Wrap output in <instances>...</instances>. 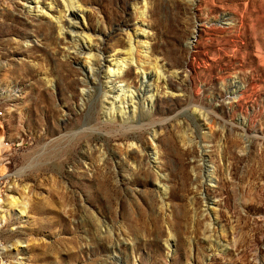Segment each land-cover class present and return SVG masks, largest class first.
I'll return each mask as SVG.
<instances>
[{
  "label": "rangeland",
  "instance_id": "obj_1",
  "mask_svg": "<svg viewBox=\"0 0 264 264\" xmlns=\"http://www.w3.org/2000/svg\"><path fill=\"white\" fill-rule=\"evenodd\" d=\"M61 1L0 0V264H264V0Z\"/></svg>",
  "mask_w": 264,
  "mask_h": 264
},
{
  "label": "bare ground",
  "instance_id": "obj_2",
  "mask_svg": "<svg viewBox=\"0 0 264 264\" xmlns=\"http://www.w3.org/2000/svg\"><path fill=\"white\" fill-rule=\"evenodd\" d=\"M63 1L64 2L65 1L71 2V0H63ZM63 1H61V2H63ZM61 2H59V3H61ZM36 3H37V1H36ZM40 6H36V7L39 8V11L42 14H46L47 10H51V8H52V5L47 6V8L45 7V9H40L41 8ZM64 6H66V7L63 11L64 13L62 16H61V14L58 16H54V15H52V16L56 18L58 24H61L60 22H61L62 17L66 18L65 21L67 23V29H68L67 32L70 36H72L73 34H77V35L82 36L83 39H87V37L86 38L83 37L85 25H84V14L81 10L82 8L80 9L79 5L72 6V5L65 4ZM42 8H44V7H42ZM58 26H59V29L62 30V26L61 25H58ZM65 30H66V28H65ZM62 32H63V30H62ZM132 37H130V38H132ZM74 39H76V38H74ZM86 46H88L87 51H82V52L80 51V54L83 56V64H82L83 70L85 72L86 77L89 78V76L93 77L95 75V65L93 62V58L95 55H93L91 53L89 44ZM133 64H138L136 58L133 56H131V59L128 62L125 60H120L117 57H114V59L112 60V64L107 65L105 67V69L103 70L104 80H103V83L101 85L104 86L106 88V90L112 94V96L110 95L111 101L109 102V106H108L106 115H110V116L113 115L115 117L114 114H116L117 116H119L121 118H125V119L130 118V117L134 118V116H135L134 114H136V113L138 114L139 110H142L147 104L152 103L151 95H148L144 99L140 100V102H137L135 100L137 98L136 91L131 89L129 85L125 84L120 79L121 76L124 74L125 70H127L129 68V66H131ZM142 74L143 75H142L141 79H142V85H143L145 82L144 72H142ZM91 81H93V80H91ZM146 82H147V79H146ZM89 83H91V82H89ZM85 89L88 91V88H85ZM102 93H103L105 98L109 97V95L107 96V93H105V92H102ZM113 93H115V95H113ZM145 101H146V103H145ZM128 111H130V117L128 116V113H129ZM135 118H136V116H135ZM91 131H93V129H91ZM1 202L2 201L0 200V204H1ZM25 210H26V203H23V205L20 209V213H23ZM0 211L1 212L5 211V209L0 208ZM4 216L5 215L1 214L0 217L3 218Z\"/></svg>",
  "mask_w": 264,
  "mask_h": 264
},
{
  "label": "built area",
  "instance_id": "obj_3",
  "mask_svg": "<svg viewBox=\"0 0 264 264\" xmlns=\"http://www.w3.org/2000/svg\"><path fill=\"white\" fill-rule=\"evenodd\" d=\"M0 115H1V111H0Z\"/></svg>",
  "mask_w": 264,
  "mask_h": 264
},
{
  "label": "water",
  "instance_id": "obj_4",
  "mask_svg": "<svg viewBox=\"0 0 264 264\" xmlns=\"http://www.w3.org/2000/svg\"><path fill=\"white\" fill-rule=\"evenodd\" d=\"M140 81H141V79H140ZM142 83V82H141Z\"/></svg>",
  "mask_w": 264,
  "mask_h": 264
}]
</instances>
